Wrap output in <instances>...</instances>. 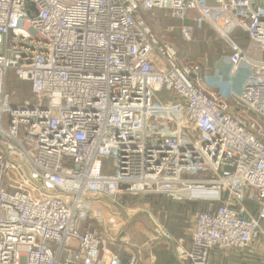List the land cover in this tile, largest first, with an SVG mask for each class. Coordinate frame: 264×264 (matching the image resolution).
<instances>
[{
    "label": "built area",
    "instance_id": "obj_1",
    "mask_svg": "<svg viewBox=\"0 0 264 264\" xmlns=\"http://www.w3.org/2000/svg\"><path fill=\"white\" fill-rule=\"evenodd\" d=\"M153 12L218 35L230 82L250 71L229 87L239 106L153 33ZM123 195L206 203L178 249L193 264L262 249L264 0H0V264H124L113 247L140 210Z\"/></svg>",
    "mask_w": 264,
    "mask_h": 264
},
{
    "label": "rangeland",
    "instance_id": "obj_2",
    "mask_svg": "<svg viewBox=\"0 0 264 264\" xmlns=\"http://www.w3.org/2000/svg\"><path fill=\"white\" fill-rule=\"evenodd\" d=\"M164 14V15H163ZM155 12V13H148L147 21L151 28L153 29L156 36L165 43L173 45L179 53H181V61L183 63L188 64H199L204 70L205 74V84L208 88L212 91L217 92L215 90L220 91V94L223 99L230 100L231 103H235L238 106L236 101L231 100L230 92H229V78L231 77L232 72V65L230 63V51L228 47H225V43L223 44L221 41H217L214 34L210 32V35L207 38V35L198 34L197 36L200 37L207 46L204 48L200 45V38H197V41L194 39L193 34L194 32H189L184 30V27H181V24H177L173 26V28H167L168 26L164 24L165 19L169 18V15L163 12ZM168 15V16H167ZM198 26H203L199 25ZM206 26V25H204ZM170 27V26H169ZM208 27V26H207ZM209 28V27H208ZM210 29V28H209ZM191 34L190 37H186V34ZM218 36V35H217ZM227 46V45H226ZM226 67L227 70H224ZM250 76V71L245 69L244 66H241L240 70L236 73L234 83L232 84V88L235 92H239V87L242 81H247ZM20 93L22 91H19ZM22 98H28L29 95H22ZM19 98V99H22ZM245 109V108H244ZM109 165L112 167L115 166L114 161H109ZM110 211L117 210L116 206L108 205ZM129 208H133L134 210L139 209L140 215L131 222V224L127 227V231L129 229L130 236L129 243L131 245L138 244L140 242L141 246L146 244V246H154V244L158 243L161 237L168 239L170 242H177L173 239L162 227V212L158 209H153L149 203H145L140 201L133 206H126ZM158 212H161L159 214ZM111 213V212H110ZM158 222V225L155 223ZM126 230V229H125ZM125 230L123 235L125 234ZM170 236L173 240L169 239ZM125 244V237L118 243V247H122ZM152 244V245H151ZM118 247H113V250H118ZM251 251V250H250ZM223 252V251H222ZM246 262L245 264H255V261H260L261 257L259 255L252 254L251 252L247 251ZM178 254V250H177ZM225 256H228V253H224ZM234 254V253H233ZM179 257H181L178 254ZM251 257V258H248ZM254 257V259H253ZM211 254L206 264H210ZM256 258V259H255ZM253 259V260H252ZM212 264V263H211Z\"/></svg>",
    "mask_w": 264,
    "mask_h": 264
},
{
    "label": "trees",
    "instance_id": "obj_3",
    "mask_svg": "<svg viewBox=\"0 0 264 264\" xmlns=\"http://www.w3.org/2000/svg\"><path fill=\"white\" fill-rule=\"evenodd\" d=\"M155 13V12H153ZM152 13V14H153ZM163 14V12H160ZM148 13H144L145 19L147 21ZM150 14V13H149ZM164 15V14H163ZM169 18L165 19L164 24L167 25V28H173L177 24H181V27H191L193 29V37L197 41L198 34L207 35L206 41L210 32L214 34L217 41H221L217 35L210 30L207 26H198L197 23L193 20V14L190 15L187 20H177L173 18L172 15L168 14ZM167 15V16H168ZM147 24L149 25L148 21ZM170 26V27H169ZM151 28V26L149 25ZM152 29V28H151ZM153 31V29H152ZM154 33V31H153ZM155 34V33H154ZM156 35V34H155ZM235 40L243 47L247 46L248 38L243 33L237 32L235 35ZM171 45V44H170ZM200 45L206 47L205 43L200 38ZM225 45V44H224ZM175 48L173 45H171ZM225 47H227L225 45ZM229 49V48H228ZM181 57V53L175 48ZM230 51V50H229ZM231 55V51H230ZM182 58V57H181ZM9 90L15 93V98H22L21 96L26 94L30 96V87L29 84L20 82L13 74L10 75L9 79ZM19 91H22L21 93ZM121 203L124 206H133L140 201L149 203L153 209H159L162 212L163 220L162 225L165 231L177 242H186L192 243V229H193V216L188 211L193 209H206L208 205L206 203H177L165 196H143V195H123L120 199ZM210 207V206H209ZM95 226H93L94 228ZM157 253V262L156 264H180L175 256L177 245L173 242H170L168 239L161 237L158 243L154 244ZM160 251V252H159ZM225 256L221 250L214 248L211 251L210 264H235L234 262L243 263L245 260L244 257L247 253L233 254L232 252ZM128 256V255H127ZM124 262V261H123Z\"/></svg>",
    "mask_w": 264,
    "mask_h": 264
},
{
    "label": "crops",
    "instance_id": "obj_4",
    "mask_svg": "<svg viewBox=\"0 0 264 264\" xmlns=\"http://www.w3.org/2000/svg\"><path fill=\"white\" fill-rule=\"evenodd\" d=\"M245 69H248L247 67H245ZM224 70H227L226 69V67L224 68ZM249 70V69H248ZM234 79H235V77L232 79V81L231 82H229V84L230 85H228V88L229 87H231L232 88V84L234 83ZM229 80H230V78H229ZM245 82V81H244ZM244 82L242 81V83H241V85H240V87H239V92L238 93H241V91H242V89H243V84H244ZM210 89V88H209ZM233 89V88H232ZM213 90V89H212ZM215 91H217L219 94H220V91H218V90H215ZM159 214H161V212H158ZM139 216V215H138ZM137 216V217H138ZM137 217H135L134 218V220L137 218ZM163 227V226H162ZM164 228V227H163ZM130 232H132V231H129V229H128V231H127V229L125 230V234H124V237H125V244H124V246H122L121 247V249L118 247V250L116 249L115 251H119L120 252V256H121V258H122V261H124L123 263L124 264H128V262H129V259H130V255H129V251L130 250H138L139 252H140V260H139V264H156V262H157V253H156V250H155V247H154V249H153V246H146V244H143V246H141V244L140 243H142V242H140V243H138V244H134V245H131L130 243H129V238H131V236H130ZM123 236V235H122ZM173 243H175L176 245H177V248H176V252H175V256H176V258H177V260H178V262L180 263V264H193V262L191 261V260H186L185 258H181V257H179L178 256V254H177V250L178 249H180V248H183V249H185V250H189V249H191V247H192V243L190 244V243H186V242H173ZM152 245V244H151ZM261 247H262V249L261 250H259L257 253L255 252V251H253V253L252 254H257V255H259L260 257H261V259H260V261H255V264H264V245L263 244H261ZM160 252V251H159ZM128 255V256H127ZM247 256V255H246ZM246 256L244 257V259L243 260H245L243 263H241V262H234L235 264H245V262L247 261L246 260ZM248 258H251V257H248ZM253 259H254V257H253ZM252 259V260H253ZM256 259V258H255Z\"/></svg>",
    "mask_w": 264,
    "mask_h": 264
},
{
    "label": "water",
    "instance_id": "obj_5",
    "mask_svg": "<svg viewBox=\"0 0 264 264\" xmlns=\"http://www.w3.org/2000/svg\"><path fill=\"white\" fill-rule=\"evenodd\" d=\"M110 232L115 235L118 236L123 232V228L119 229V230H115V229H111Z\"/></svg>",
    "mask_w": 264,
    "mask_h": 264
}]
</instances>
